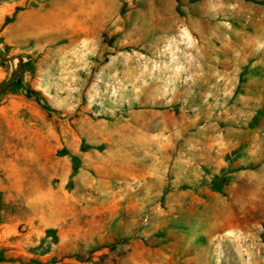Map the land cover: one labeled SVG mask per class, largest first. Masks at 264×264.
Segmentation results:
<instances>
[{"label": "rangeland", "instance_id": "rangeland-1", "mask_svg": "<svg viewBox=\"0 0 264 264\" xmlns=\"http://www.w3.org/2000/svg\"><path fill=\"white\" fill-rule=\"evenodd\" d=\"M259 28L264 0H0V264H264Z\"/></svg>", "mask_w": 264, "mask_h": 264}, {"label": "crops", "instance_id": "crops-1", "mask_svg": "<svg viewBox=\"0 0 264 264\" xmlns=\"http://www.w3.org/2000/svg\"><path fill=\"white\" fill-rule=\"evenodd\" d=\"M4 41H6L5 34ZM1 37V36H0ZM5 64L4 62H1ZM9 73V66L0 64V79L5 78ZM63 180L60 183V188H63ZM14 224H2L0 225V257L7 255H15L21 253L23 239H16L14 236Z\"/></svg>", "mask_w": 264, "mask_h": 264}, {"label": "bare ground", "instance_id": "bare-ground-1", "mask_svg": "<svg viewBox=\"0 0 264 264\" xmlns=\"http://www.w3.org/2000/svg\"><path fill=\"white\" fill-rule=\"evenodd\" d=\"M250 41L253 45L261 46L264 44V30L259 28L253 31L250 36Z\"/></svg>", "mask_w": 264, "mask_h": 264}, {"label": "water", "instance_id": "water-1", "mask_svg": "<svg viewBox=\"0 0 264 264\" xmlns=\"http://www.w3.org/2000/svg\"><path fill=\"white\" fill-rule=\"evenodd\" d=\"M0 59H7V58L0 56ZM20 67H21V65L19 63V66H18L17 70L15 71V73L12 75V77L0 88V93L2 91H4L17 78V76L20 72Z\"/></svg>", "mask_w": 264, "mask_h": 264}, {"label": "trees", "instance_id": "trees-1", "mask_svg": "<svg viewBox=\"0 0 264 264\" xmlns=\"http://www.w3.org/2000/svg\"><path fill=\"white\" fill-rule=\"evenodd\" d=\"M19 81H20V77H17L14 81H13V85H20L19 84ZM19 89H21V90H24L23 88H22V86L20 85V88ZM32 95H36V93L35 92H30Z\"/></svg>", "mask_w": 264, "mask_h": 264}]
</instances>
